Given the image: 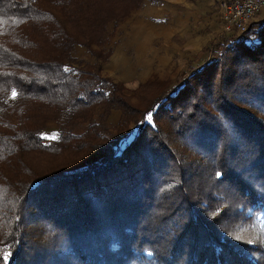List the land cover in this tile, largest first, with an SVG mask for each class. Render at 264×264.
<instances>
[{
	"label": "trees",
	"instance_id": "trees-1",
	"mask_svg": "<svg viewBox=\"0 0 264 264\" xmlns=\"http://www.w3.org/2000/svg\"><path fill=\"white\" fill-rule=\"evenodd\" d=\"M142 2L0 0V264L248 262L229 232L264 201V21L141 111L72 51L105 59L92 46ZM112 108L132 133L108 136Z\"/></svg>",
	"mask_w": 264,
	"mask_h": 264
},
{
	"label": "rangeland",
	"instance_id": "rangeland-1",
	"mask_svg": "<svg viewBox=\"0 0 264 264\" xmlns=\"http://www.w3.org/2000/svg\"><path fill=\"white\" fill-rule=\"evenodd\" d=\"M140 6L131 9V11L119 21H110L106 26L103 44L100 46H92L94 51L102 50L103 53L110 49L111 52L105 59H103L102 56L100 58L95 56L88 48L81 45H76L74 47L72 55L76 59L95 64L99 67L103 76L123 84L125 87V95L129 97L134 105L141 108V111L149 107L153 100H156L163 92L179 87L193 68L203 65L209 58L222 51L225 45L232 43L235 38V40L246 38L249 43L256 42V27L260 26L264 21V8H262L250 22L248 27L250 30L247 33L239 35V33L224 32L220 21L217 20V32H214L211 36L209 35L205 43L199 44V49L193 50L188 54L186 52H181L182 50L179 49L180 45L176 44L175 46L179 52H174V55L168 52L166 55L162 51V48L160 54L155 55L156 59L153 61V67L148 70L145 69L142 74V69L138 70L140 63L135 59L136 43L134 36L135 28L133 27L137 20L136 11ZM123 7L125 8V6ZM131 45H135L134 48H131ZM146 48L147 47H145V49ZM216 51L218 52L216 53ZM194 54H196L195 57ZM146 71L150 73L146 75ZM142 84H147V86L141 87L140 85ZM13 93L15 92L10 91L5 100L0 104V114L2 117H8L6 106L15 102L16 93L15 95ZM100 113V109L95 112L94 121L98 120ZM67 116V114H63L58 121H49L47 123L44 130V135L47 139L56 137L59 123L64 121ZM135 119L136 117L125 118L120 110L112 108L106 120V125L109 127L107 132L108 136L113 138L117 136V134L126 136L128 133H132L136 128ZM87 126L88 124H83L78 127L76 131L80 133L84 131ZM234 194V190H232L228 194L229 197L227 195L226 197L233 202ZM247 201L249 203L247 207L241 209L244 213V217H242L240 221L232 219V221L235 222H233L229 234L231 238L234 239H232V241L237 245L238 251L241 254H245L250 260H248L249 263L245 260H239L238 263L264 264V201L262 199L258 200L255 197L253 199L249 197ZM163 212L164 211L160 212V217L166 214V211L162 214ZM220 220L219 222L222 224L221 228H225L226 223L224 224L223 221L221 222ZM42 227L43 226L40 224L38 228ZM191 244L192 243L189 245ZM137 256L138 253L128 257L127 260L120 261V264H132L133 259ZM144 258L150 259L151 255H147ZM134 263L146 264L139 260H135ZM71 264H77V262L72 261Z\"/></svg>",
	"mask_w": 264,
	"mask_h": 264
},
{
	"label": "crops",
	"instance_id": "crops-1",
	"mask_svg": "<svg viewBox=\"0 0 264 264\" xmlns=\"http://www.w3.org/2000/svg\"><path fill=\"white\" fill-rule=\"evenodd\" d=\"M218 7L219 0H143L133 26L138 70L142 69L143 74L145 69L152 68L155 55L162 48L166 55L179 52L176 44L188 54L199 49V44L218 30Z\"/></svg>",
	"mask_w": 264,
	"mask_h": 264
},
{
	"label": "built area",
	"instance_id": "built-area-1",
	"mask_svg": "<svg viewBox=\"0 0 264 264\" xmlns=\"http://www.w3.org/2000/svg\"><path fill=\"white\" fill-rule=\"evenodd\" d=\"M264 0H219V21L226 33H245Z\"/></svg>",
	"mask_w": 264,
	"mask_h": 264
},
{
	"label": "snow or ice",
	"instance_id": "snow-or-ice-1",
	"mask_svg": "<svg viewBox=\"0 0 264 264\" xmlns=\"http://www.w3.org/2000/svg\"><path fill=\"white\" fill-rule=\"evenodd\" d=\"M14 95H15V93H13ZM6 256H7V254H6Z\"/></svg>",
	"mask_w": 264,
	"mask_h": 264
}]
</instances>
